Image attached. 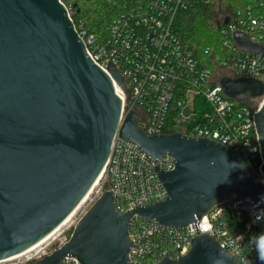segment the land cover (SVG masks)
<instances>
[{
    "label": "water",
    "instance_id": "95a60500",
    "mask_svg": "<svg viewBox=\"0 0 264 264\" xmlns=\"http://www.w3.org/2000/svg\"><path fill=\"white\" fill-rule=\"evenodd\" d=\"M230 20L218 21V29ZM234 38L246 50L264 54L244 33ZM88 54L60 0H0V261L30 249L64 223L99 180L117 135L155 161L172 157V172L155 167L168 199L120 214L111 187L67 243L34 264H59L66 257L81 264H130L135 217L183 228L225 201L264 209V182L238 154L205 138L148 135L137 126V111L122 116L113 80L125 88V78L117 70L107 74ZM220 84L232 100L257 109L254 99L264 96V83L256 79L224 76ZM255 122L264 159V103ZM191 247L183 257L166 254L157 264L217 259L240 264L206 234Z\"/></svg>",
    "mask_w": 264,
    "mask_h": 264
},
{
    "label": "built area",
    "instance_id": "2783aa9c",
    "mask_svg": "<svg viewBox=\"0 0 264 264\" xmlns=\"http://www.w3.org/2000/svg\"><path fill=\"white\" fill-rule=\"evenodd\" d=\"M60 1L68 9L92 61L107 74L117 70L125 78V88L113 80L123 102L122 116L130 110L137 111V126L148 135L173 132L218 142L238 154L255 179L264 182V159L255 122L264 96L254 99L260 104L257 109L232 100L220 84L224 76L264 83V54L246 50L234 38L235 33L242 32L251 42L264 47V0L250 4L246 14L230 16L229 24L220 28L218 51L206 48L210 60L224 72L218 78L209 64L196 57L178 30V20L191 7V0H109L119 12L106 38L92 33L82 19L75 23L76 0ZM110 156L98 186L93 187L91 206L111 187L120 214L168 199L169 193L155 167L172 172V157L165 155L155 161L130 139L118 135ZM260 211L243 201L217 204L200 219L207 217L212 225L207 233L192 231L191 225L172 228L135 217L130 224V264H157L166 254L169 259H179L188 254L192 240L204 234L214 238L238 263L261 264L250 243L254 235L264 232V221L255 219V213ZM74 218L48 238L0 264H34L51 254L54 248L67 243V233L81 219L73 221ZM59 264L81 263L75 257H66Z\"/></svg>",
    "mask_w": 264,
    "mask_h": 264
},
{
    "label": "trees",
    "instance_id": "16d2710c",
    "mask_svg": "<svg viewBox=\"0 0 264 264\" xmlns=\"http://www.w3.org/2000/svg\"><path fill=\"white\" fill-rule=\"evenodd\" d=\"M213 0H191V7L180 16L178 20L179 32L196 47L195 55L201 62L210 60V55L206 54V48H214L218 51L221 42L220 29L217 22L222 19H214L215 2ZM256 0H221L220 9L224 12V17H235L239 13L246 14L250 4ZM75 23L77 20H84L88 29L97 36L106 38L110 24L118 15V9L109 0H76ZM213 44L208 45L207 44ZM208 64V63H207Z\"/></svg>",
    "mask_w": 264,
    "mask_h": 264
},
{
    "label": "clouds",
    "instance_id": "9594fccd",
    "mask_svg": "<svg viewBox=\"0 0 264 264\" xmlns=\"http://www.w3.org/2000/svg\"><path fill=\"white\" fill-rule=\"evenodd\" d=\"M264 199V198H262ZM256 221H264V210L255 213ZM191 225L192 231H200L201 233H207L212 229V225L207 222V217L203 218V221L196 219L195 217L189 223ZM243 237H240L242 239ZM250 243L253 245L254 250L257 253L258 259L261 264H264V232L254 235ZM214 264H225L223 259H217Z\"/></svg>",
    "mask_w": 264,
    "mask_h": 264
},
{
    "label": "rangeland",
    "instance_id": "374dc122",
    "mask_svg": "<svg viewBox=\"0 0 264 264\" xmlns=\"http://www.w3.org/2000/svg\"><path fill=\"white\" fill-rule=\"evenodd\" d=\"M213 1L215 2L214 4H216L215 9H214V19L215 20L216 19L217 20L223 19L224 12L220 9V3H219V1H221V0H213ZM188 43H190V42L188 41ZM208 45H213V44L208 43L206 46H208ZM191 46L194 50H196L195 46H193L192 44H191ZM206 62L212 67V69L214 70V73H216L215 77L218 78V76L221 77L223 75L224 72H223L222 68L219 67L216 63H214L212 60H207ZM92 200H94V195L91 194L90 198L87 201L88 203L86 202L84 205H82V208H80V210H78V212H77L79 214H76V218H74L73 221L80 219L86 213V211L89 209V207L93 203ZM74 228L75 227H72L71 230H69V232L67 233L68 240L71 237V234H72Z\"/></svg>",
    "mask_w": 264,
    "mask_h": 264
},
{
    "label": "bare ground",
    "instance_id": "6f19581e",
    "mask_svg": "<svg viewBox=\"0 0 264 264\" xmlns=\"http://www.w3.org/2000/svg\"><path fill=\"white\" fill-rule=\"evenodd\" d=\"M102 176V175H101ZM101 176H100V178H101ZM100 178H99V180H100ZM99 180L96 182V184H95V186H98V183H99ZM94 186V187H95ZM94 189V188H93ZM93 189L90 191V193L85 197V199L84 200H82V202H81V204L76 208V210L69 216V217H67V219L64 221V223L62 224V225H65V224H67V223H69L75 216H76V214H79V213H77L78 212V210H80V208H82V205H84L87 201H88V199L90 198V195H91V193H92V191H93ZM88 203V202H87ZM76 218V217H75ZM52 235V234H51ZM51 235H49V236H51ZM48 238V237H47ZM46 239V238H45Z\"/></svg>",
    "mask_w": 264,
    "mask_h": 264
}]
</instances>
